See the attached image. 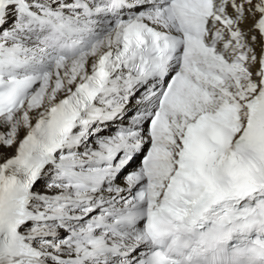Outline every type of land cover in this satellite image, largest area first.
<instances>
[{"label":"snow or ice","instance_id":"snow-or-ice-1","mask_svg":"<svg viewBox=\"0 0 264 264\" xmlns=\"http://www.w3.org/2000/svg\"><path fill=\"white\" fill-rule=\"evenodd\" d=\"M0 264H264V0H0Z\"/></svg>","mask_w":264,"mask_h":264}]
</instances>
